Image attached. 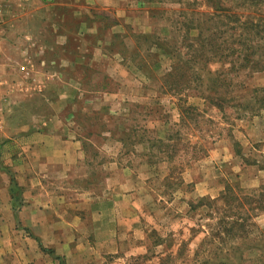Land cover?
I'll list each match as a JSON object with an SVG mask.
<instances>
[{"label":"rangeland","instance_id":"obj_1","mask_svg":"<svg viewBox=\"0 0 264 264\" xmlns=\"http://www.w3.org/2000/svg\"><path fill=\"white\" fill-rule=\"evenodd\" d=\"M36 1L45 5L35 14L30 56L44 60L36 75L46 85L22 107L26 119L16 115L7 125L42 132L52 119L50 130L80 149L72 166L43 179L42 199L24 202L26 187L8 171L12 226L0 235V264H221L219 252L234 262L240 255L233 246H259L264 67L239 57L242 66L228 68L240 42L249 59L264 60V0ZM212 2L223 9L217 16ZM143 34L147 43L185 53L183 72L201 55L214 60L208 68L229 83L222 107L190 91H161L174 59L147 48ZM128 125L135 132L122 143ZM10 137L6 147L15 144ZM240 214L251 216L241 226L245 240L234 238L242 231L231 226ZM224 222L230 232L220 231ZM242 252V264H264V253L258 259L250 258L256 249Z\"/></svg>","mask_w":264,"mask_h":264},{"label":"crops","instance_id":"obj_2","mask_svg":"<svg viewBox=\"0 0 264 264\" xmlns=\"http://www.w3.org/2000/svg\"><path fill=\"white\" fill-rule=\"evenodd\" d=\"M10 1L0 28V235L8 234L12 226L9 172H17L18 183L26 187L23 192L24 202L31 198L42 199L47 197L40 186L43 179L57 175L60 170L72 166L80 149L75 141L67 140L57 131L50 130L54 128L52 119L48 121V131L42 132H28L25 126L13 131L7 125L16 115L20 116L21 120L26 119L25 116L21 117L24 114L22 107L31 96L38 94L36 89L39 91L46 85L45 82L37 80L39 74L36 75L40 70L43 72L44 60L35 62L30 56L33 55L31 46L36 39L32 33V25L37 20L36 11L42 9L44 1ZM82 2L88 5L108 4L107 0ZM55 3H64L69 7L67 0H53L52 5ZM32 119H36L35 116ZM10 135H15L17 140H13L15 144L11 147H6L5 143L11 138ZM15 154L16 156H13ZM7 161L12 168L8 167ZM32 188L36 191L32 192ZM22 243L25 249L24 241ZM23 264H27L26 261Z\"/></svg>","mask_w":264,"mask_h":264},{"label":"trees","instance_id":"obj_3","mask_svg":"<svg viewBox=\"0 0 264 264\" xmlns=\"http://www.w3.org/2000/svg\"><path fill=\"white\" fill-rule=\"evenodd\" d=\"M215 2H216V0H215ZM210 6H211V4H210ZM211 7L213 8L214 11H216V14H215L216 16L218 15L217 12L223 11V9L220 8L219 4H216V3L213 4V2H212ZM148 38L149 37L147 36V34H143L142 39L144 41H142V42H146V40H148ZM240 43H241L240 44L241 47H240V51L238 53V56L233 58V61L230 62L231 64H230L228 69L231 70L233 68V66L236 64H238L236 69L239 68L240 66H242V64H239V60H238L239 57H240V60L243 62L244 61L246 62L247 60L251 61L252 62L251 67L252 68L262 69V68H260L259 63L262 62L263 63L262 67H264V62H263L264 60H262L260 58V55H256L255 60L253 58L249 59L246 54L242 53V50L244 49V45L246 42H244V43L240 42ZM145 45L147 48H151L154 46L158 49H162L165 53L171 54L172 58L174 59L173 63L170 65L169 69H167L166 72L161 76V79H160L161 83L159 84V86H160L159 89L161 91H166L167 93H169L171 95H175L177 97H181L180 95H181L182 91H190V93H191V94L189 93L190 96L199 97L200 99L204 100V102H208L209 104H212L218 108L222 107L221 102L224 100L223 97H225V95L227 93L226 89H224V87H225L224 85H226L225 88H228L227 86H229V83H226V82H224V80L218 78V75H220L221 73H219L218 71L216 73H214L211 71L210 68H208L209 67L208 65L210 63L214 62V60H212L211 58H209L207 60L206 56L203 57L202 55L200 57H197L196 59H195V57H193V59H195V61L193 63L197 67L195 68L194 66H189L188 72H183V66H186L188 64V62L190 61V59H188L185 56V53L171 52L167 49V47L164 44H161L159 42H153L152 40H149V43H147ZM246 45L249 46L250 44H246ZM183 46L186 48L187 52L193 53L195 51L192 44H187V45H183ZM211 55H213V54H211ZM219 57H222V55ZM206 63H207V67H206ZM246 63L244 65H246ZM234 71H235V69H234ZM230 85L233 86L234 84H230ZM262 90H264V88H262L261 91ZM233 91H231V95H229L230 99H234V95H233L234 92ZM254 91H257V89H255ZM232 92H233V94H232ZM117 129H118L117 126H115L114 129H112L114 131L115 135L118 133ZM112 130L110 131L111 133H112ZM123 130L128 131V133H127V136H124L126 134L123 133V136L119 137V139L121 140L122 143L125 140H127V138L132 137L131 135H134L135 126L134 127L132 125H130V126L128 125V127L124 126ZM119 134H121V132H119ZM158 142H160V141H158ZM162 146H163L162 143L156 144V147L159 149L158 151L161 153H164V151L161 150ZM261 201L264 202V200H261ZM240 215L241 216L238 215L234 219L233 224L231 226L232 227H238L242 231V232H236V234L233 235L234 238L245 240V239H248V236H245V235H247V232L245 230H243V228L241 226L244 225L249 220V218H251V216L249 214H244V215L240 214ZM228 225H230V224H227L225 222L223 224H221L220 225V231H223L224 233L230 232V230H228V228H226ZM246 225L247 224H245V227H246ZM244 242H246V241H244ZM259 246L253 247L251 244H247L246 247L244 248L241 245H238V246L235 245L231 248V253L235 254L238 252L240 256H236V258L234 257L233 258L234 262H230L229 259L226 261L220 260L222 257L220 252L216 254V256L218 257V260L215 259V261L220 262L221 264H242L241 263V259H242L241 255H243V252H242L243 249H256L257 250L256 255H250V258H251V256L252 257L254 256V257H258V259H261L262 255L264 253V241ZM224 253L228 254L227 251H225ZM217 262H213V263H217Z\"/></svg>","mask_w":264,"mask_h":264},{"label":"built area","instance_id":"obj_4","mask_svg":"<svg viewBox=\"0 0 264 264\" xmlns=\"http://www.w3.org/2000/svg\"><path fill=\"white\" fill-rule=\"evenodd\" d=\"M9 7V2L8 0H0V28L3 24L4 21V16Z\"/></svg>","mask_w":264,"mask_h":264}]
</instances>
